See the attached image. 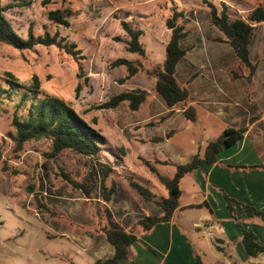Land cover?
Instances as JSON below:
<instances>
[{"label":"rangeland","instance_id":"374dc122","mask_svg":"<svg viewBox=\"0 0 264 264\" xmlns=\"http://www.w3.org/2000/svg\"><path fill=\"white\" fill-rule=\"evenodd\" d=\"M31 1L33 3L29 8L13 7L5 12L16 32L26 38L30 26L36 36L43 35L46 30L51 34L58 30L61 36L75 42L87 57L84 69L89 78L88 84L77 92L80 80L76 63L55 47L36 46L32 50L19 51L2 44L0 82H3L6 73L13 74L23 86H31L37 77L40 81V98H56L72 106L90 126L106 137L107 144L102 147L98 158L91 159L65 154L58 160H47L44 153L50 151L48 140L25 143L23 149L17 151L11 121L16 106L24 98L15 92L12 99L0 104V264H89L93 257L73 243L69 238L72 232H68V236H58L59 232L53 228V223L60 226L65 217L69 220L68 212L77 213L76 209H80L82 214L88 212L84 219L100 225H106L110 219L107 215L110 208L118 219L131 211L136 219H140L146 216L142 208L153 213L157 205L154 200L145 201L131 187V181L148 188L156 199L167 196L166 188L143 164V160L151 162L160 174V168L165 173L175 171L172 166L157 163L160 157L153 148L155 145H151L156 154L153 156L148 155L149 146H146L149 143H162L148 140L165 137L155 129L163 125L174 112L166 113L167 107L162 98L153 92L154 81L145 71L122 84L120 80L127 73L125 68H110V64L118 58L140 60L146 69L162 65L171 33L165 22L171 15L172 4L170 0H72L66 6L79 10V13L71 19V26L65 28L47 18L49 10L63 7L61 0H51L48 5H43V0ZM219 1L214 0L216 3ZM10 2L2 0L3 4ZM228 4L232 18L247 20L251 12L260 6L261 0H230ZM200 7L205 9L201 0H183L181 5L188 15L193 10H200ZM189 19L196 21L191 15ZM121 20L143 31L141 42L146 49L145 59L128 53L125 44L116 41L117 37L127 38ZM188 21L184 19L183 23L186 25ZM198 21L200 25L205 22L203 18ZM186 30L190 34L182 41L183 44L189 46L196 43L197 49H201L203 41L200 42L199 28L190 23ZM261 32H264V24ZM229 50L230 54L226 53V57L234 62L237 57ZM134 89L150 93L138 111H131L127 103L116 109L97 108L113 96ZM32 99V95L30 99H24V105L18 109L20 117L27 113ZM179 128L177 136L164 144L169 149L167 155L170 159H174L172 149L190 150L193 148V139L205 136V132L191 121L186 120ZM143 140L148 143H143ZM100 164L111 168L108 177L100 172ZM60 166L66 168L76 180L92 188L91 199L85 198L79 191L71 190L58 175ZM183 184L187 191L192 189L191 182ZM114 186L116 192L110 201H105V192ZM40 198H45L49 203L51 214H62L61 218L51 217L50 213L38 210ZM194 235L192 237L195 240ZM207 244L212 245V242ZM204 252V263L213 262V252L207 249ZM257 260L264 263V256ZM235 261L244 264L239 258H235Z\"/></svg>","mask_w":264,"mask_h":264},{"label":"crops","instance_id":"0c3cea01","mask_svg":"<svg viewBox=\"0 0 264 264\" xmlns=\"http://www.w3.org/2000/svg\"><path fill=\"white\" fill-rule=\"evenodd\" d=\"M199 9L187 14L185 19L189 20L187 24L193 23L199 28L200 42L203 41L201 49H197L196 43L187 46L182 42V47L188 51L186 58L177 65L176 77L189 91V104L197 112V119L193 123L205 132V136L193 139L190 150L172 149L174 159H170L167 155L169 149L164 144L177 136L180 124L183 125L187 119L182 108L172 111L166 106V113H174L155 130L159 131V135L166 136L168 132L173 135L162 143L147 144L148 155L153 156L157 152L160 161L169 159L177 164H186L198 152H203L210 141L221 136L225 129L244 128L246 132L241 141L222 149L218 163L202 165L199 170L183 177L179 207L171 221L160 223L148 232L140 230L137 233L138 241L130 247L128 258L121 264H197V258L205 264L202 252L206 249L213 252L214 261L210 264H238L235 258L244 264H264L258 262L260 256L250 258L241 243L242 229H245L255 234L257 242L264 246L263 222L240 212H236L237 222L234 221L224 199L226 194L264 212V170L236 168L264 165V32H261L264 23L259 25L250 48L251 62L257 67L251 84L246 79L249 71L241 66L238 58L230 62L226 57V53L230 54L229 48L233 51L231 46L214 40L223 36L207 24L208 11L202 7ZM190 15L196 21L190 20ZM199 18L205 20L203 25H200ZM234 72L239 76L236 77ZM151 145H155V152ZM162 170L160 168L159 171L169 176L175 173ZM187 177L188 182L185 180ZM189 182L192 189L187 191L183 183ZM142 209L146 216L162 212L158 206L153 213ZM109 210V226L116 225L128 230L137 220L131 214L133 211L118 219L112 209ZM76 212H68L69 220L65 217L60 226L57 222L53 223V228L60 234L58 236H68V232H72L69 238L73 243L93 257L89 264L111 257L114 248L99 231L105 225L84 219L88 212L82 214L80 209H76ZM193 212L198 214L191 215ZM191 233L195 234V240ZM208 242H212V245L208 246Z\"/></svg>","mask_w":264,"mask_h":264},{"label":"trees","instance_id":"16d2710c","mask_svg":"<svg viewBox=\"0 0 264 264\" xmlns=\"http://www.w3.org/2000/svg\"><path fill=\"white\" fill-rule=\"evenodd\" d=\"M61 1L64 4L63 7L49 10L47 12V18L58 26L69 28L71 26V19L78 15L79 10L66 6L67 3L71 4L72 0ZM170 1L172 4L171 15L168 16L165 24L171 33L165 48V59L162 65L152 69H146L140 60L118 58L110 64V68H125L127 73L120 80L122 84L145 71L146 75L154 81L153 92L164 100L166 106L172 111L177 108H182L185 118L188 121L194 122L197 119V112L195 107L189 104V91L184 85L179 83L176 77L177 65L186 58L188 51L182 47V41L189 35L183 23L187 15V10L181 8L183 0ZM201 2L209 13L207 24L216 28L223 36V38L214 40L227 43L231 46L241 66L248 69L249 72L246 79L252 84L257 67L256 64L251 62L250 48L259 25L264 23V0H261L260 6L251 12L247 20L240 17H231L229 11L230 6L228 4L230 0H220L218 3L214 2V0H201ZM32 3L31 0H11L10 3L3 4L2 0H0V44L19 51L32 50L36 46L57 48L61 53L76 63L77 77L80 80L77 92H80L88 84L89 80L84 69V62L87 57L83 53V50L75 42H70L67 38L61 36L58 30L54 34L46 30L43 35L36 36L33 28L30 26L28 35L25 38L16 32L5 14L9 8H29ZM42 3L43 5H48L51 3V0H43ZM120 23L122 29L127 34V38L117 37L115 38L116 41L124 43L128 53L136 54L141 59H145L146 49L141 42V37L144 34L143 31L134 28L130 22H126L125 20H121ZM234 75L236 77L239 76L236 72H234ZM4 76L3 82H0V104L5 100L12 99V95H15V92L20 93L21 97L25 100L30 99V95L34 96V99H32L27 108V113L23 117L18 115V109L24 105V99L16 106L17 109L12 116L11 125L15 131L13 138L17 151H21L25 143L48 140L50 143V151L44 153L47 160H58L60 156L65 154H72L79 158H98L99 152L103 149L102 147L107 144V139L98 130L90 126L72 106L56 98H40L38 96L40 81L37 77L34 78V83L31 86H23L15 80L13 74L6 73ZM149 96V92L141 89L123 91L97 108L116 109L123 103H127L129 109L136 112L147 101ZM245 132L246 129L244 128L225 129L221 136L210 141L203 152H198L186 164L156 160L159 164L174 167L175 173L172 177L160 174L151 162L143 160V164L164 185L167 196L156 199L148 188L137 182L131 181V187L145 201L149 202L154 200L162 212L159 215L151 214L137 219L128 230L116 225L109 226L107 221L106 225L99 231L105 235L107 241L113 246L114 254L107 259L97 260L93 264H121L123 260L128 258L130 247L138 241L137 233L140 230L148 232L160 223L170 222L175 210L179 207V199L182 194L180 182L183 177L199 170L202 165H214L218 163V155L222 149L241 141ZM171 136L172 134L169 133L165 137H154L148 141L164 142L165 139H169ZM142 142L148 143L145 140ZM100 167L102 175L108 177L112 171L111 168L106 164H100ZM236 168L264 170V165L249 167L237 166ZM58 175L64 182L68 183L72 191L81 192L87 199L92 198V188L85 182L76 180L63 166L59 167ZM115 186L105 192V201L111 200L116 192ZM40 199L41 202L38 204V210L50 213L51 217L61 218L62 214L56 212L51 214V207H48L49 203L46 202L45 198ZM224 199L231 219L237 222L236 212L246 213L251 218L260 219L264 226V212L240 203L226 194H224ZM88 210L91 209L89 208ZM104 220L106 219L104 218ZM237 225L240 226L239 223ZM242 233L241 243L247 255L250 258H257L264 255V246L257 242L255 234L245 229H242ZM197 264H203L199 258H197Z\"/></svg>","mask_w":264,"mask_h":264}]
</instances>
